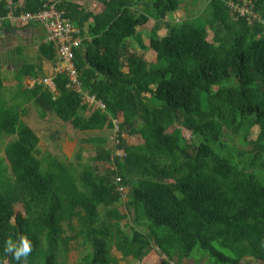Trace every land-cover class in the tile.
<instances>
[{
    "label": "trees",
    "instance_id": "trees-1",
    "mask_svg": "<svg viewBox=\"0 0 264 264\" xmlns=\"http://www.w3.org/2000/svg\"><path fill=\"white\" fill-rule=\"evenodd\" d=\"M18 1L0 0V19L50 3ZM183 1L99 0V13L57 6L85 37L73 59L80 86L68 87L61 70L55 92L19 83L12 104L0 93V142L11 139L0 159V264H69L72 242L75 264H117L114 249L139 263L156 253L161 264H185L197 252L202 264H264V0H250L252 16L231 8L242 0H211L202 14L170 21ZM151 20L166 32L144 42L138 28ZM53 46L42 56L62 63ZM34 70L25 64L18 78ZM30 103L58 123V154L38 158L40 137L23 121ZM108 130L112 142L89 138L93 149L74 161L60 153L63 136ZM185 131L200 139L194 152ZM136 137L142 143L131 144ZM20 237L33 247L26 262L5 252Z\"/></svg>",
    "mask_w": 264,
    "mask_h": 264
},
{
    "label": "crops",
    "instance_id": "crops-1",
    "mask_svg": "<svg viewBox=\"0 0 264 264\" xmlns=\"http://www.w3.org/2000/svg\"><path fill=\"white\" fill-rule=\"evenodd\" d=\"M5 1H7L9 6H12V0ZM41 1L50 2L49 4L53 3L58 6L63 0ZM69 1L78 3L88 11L96 13L103 11V6L99 3V0ZM210 1L211 0H184L180 9L173 17L175 18L177 16L178 20H182L202 14L208 7ZM13 5L16 7H23L24 1L19 0ZM13 16L14 15H9L6 19H0V78L3 82V89L0 93L9 103L12 102L13 96L17 93V86L19 83L24 89H33L36 84L44 83L55 92L53 78L63 69V64L60 63V61L52 63L41 54V46L47 43L44 29L40 25L34 23L22 27L16 26L12 20ZM150 23L157 22L151 20L148 24ZM143 41L145 42L144 39ZM25 64L33 66L35 70L31 72L32 76H22L19 79L18 76L21 67ZM46 81L48 84L45 83ZM88 101L89 97L86 96V104L88 103V107H91ZM88 114L89 112L83 113V115L87 116ZM30 127L32 126L30 125Z\"/></svg>",
    "mask_w": 264,
    "mask_h": 264
},
{
    "label": "rangeland",
    "instance_id": "rangeland-1",
    "mask_svg": "<svg viewBox=\"0 0 264 264\" xmlns=\"http://www.w3.org/2000/svg\"><path fill=\"white\" fill-rule=\"evenodd\" d=\"M172 19H170V21H176L178 20V17L176 16L174 18L175 20H172ZM164 22L165 21H161L158 23H150L144 27H139L138 30L141 34L142 39H144L145 41H148L150 38H152L155 35L158 37H162L166 32V27H165ZM212 36L213 35L210 32L209 40H212ZM132 50H134L135 52H140V53L143 52L137 45H133ZM143 53L148 62H151L152 60L155 59L154 52L147 51ZM26 109H27V114L23 118V121L27 123L29 126L30 125L32 126L31 128H33L35 132H37L41 140L39 144V148H38L39 150L38 158L42 159L48 150L52 151L53 153H57L55 143L52 144L50 137L54 133V130L58 129L59 127L58 123L54 121V119L41 120L38 116V111L33 104H28L26 106ZM59 135H63V134H59ZM113 135H114L113 131L108 130V131H102V132L96 131V132H88V133H76V134H73V137L71 139H66L63 136V140L59 143L60 145L59 148L61 150L60 153H63L64 155H66L67 157H69L71 160L74 161V157L80 149H83L84 153H85V149L86 151L93 149L92 144H88L87 142L83 143V141H86L89 138H96V137L106 138L107 137V139H109V141L112 142L114 138ZM10 141H11L10 138H5L2 142H0V159H3V160L5 159L4 147ZM129 141L131 144L142 143V140L139 137L130 139ZM183 141H184L185 147L188 148L191 152H194L200 144L199 138L190 136V134L186 131L183 133ZM86 160H87V156L85 155L84 161ZM1 168L2 167H0V169ZM106 168L108 167L104 166L103 170H105ZM117 208L121 210L122 212H125L123 211L124 209L121 208L120 206L119 207L117 206ZM124 224L125 222H123V225ZM137 228L144 233L148 232V229L143 224L138 225ZM66 235L69 236L71 234L70 232H68L66 233ZM77 247H78L77 243L75 242L71 243L70 252L68 254L69 264H75L80 257V250H78ZM112 255L116 257L117 264H161L162 262V258L159 256V254H156V253L152 254L150 257L145 259L142 263L133 261L130 258H127V259L123 258L121 254L115 251V249L112 251ZM207 258H208V261L205 264H218L215 260H211L209 257ZM199 259H200V256L196 252L192 255L191 261L185 260V264H202L199 261Z\"/></svg>",
    "mask_w": 264,
    "mask_h": 264
},
{
    "label": "built area",
    "instance_id": "built-area-1",
    "mask_svg": "<svg viewBox=\"0 0 264 264\" xmlns=\"http://www.w3.org/2000/svg\"><path fill=\"white\" fill-rule=\"evenodd\" d=\"M241 6L230 4L234 11L239 12L242 16H252L251 1L242 0ZM16 26L22 27L31 23L40 25L46 34L47 42L54 45L58 58L63 64V69L69 75L70 83L68 87L77 88L80 86L78 77L74 68V50L79 48L85 39L81 36V32L75 28L69 20L64 17V12L57 9L56 4H46L43 10L37 13H20L12 17ZM48 84V82H45ZM91 105H99L104 108L101 103H95L93 98L88 101Z\"/></svg>",
    "mask_w": 264,
    "mask_h": 264
},
{
    "label": "clouds",
    "instance_id": "clouds-1",
    "mask_svg": "<svg viewBox=\"0 0 264 264\" xmlns=\"http://www.w3.org/2000/svg\"><path fill=\"white\" fill-rule=\"evenodd\" d=\"M32 251V244L27 237H20L19 244L14 243L11 239L6 241L5 252L7 254H11L17 261H21L23 259L26 262ZM3 264H8L7 259L4 260Z\"/></svg>",
    "mask_w": 264,
    "mask_h": 264
}]
</instances>
